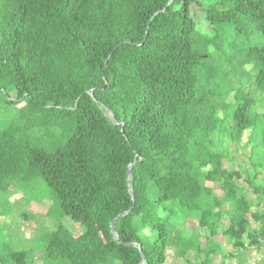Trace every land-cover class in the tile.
I'll use <instances>...</instances> for the list:
<instances>
[{
    "label": "trees",
    "instance_id": "16d2710c",
    "mask_svg": "<svg viewBox=\"0 0 264 264\" xmlns=\"http://www.w3.org/2000/svg\"><path fill=\"white\" fill-rule=\"evenodd\" d=\"M196 3L0 0V192L40 180L55 195L48 264L264 253V0L203 9L211 34L197 33ZM246 132L258 138L233 141ZM0 264L33 262L16 251Z\"/></svg>",
    "mask_w": 264,
    "mask_h": 264
},
{
    "label": "rangeland",
    "instance_id": "374dc122",
    "mask_svg": "<svg viewBox=\"0 0 264 264\" xmlns=\"http://www.w3.org/2000/svg\"><path fill=\"white\" fill-rule=\"evenodd\" d=\"M197 3L192 6L193 18L197 24V33H212L204 22L203 9H207L210 6L217 5L220 0H195ZM212 51L213 49H209ZM249 79L252 76H248ZM16 81L12 82L15 83ZM258 93V92H257ZM260 95V94H259ZM260 107H264V98H260L257 104ZM24 108L23 104L15 107V109L21 110ZM261 109V108H260ZM14 113L8 116L11 118ZM255 135H251V132H246L240 137H235V141H240L247 143L250 138L256 140L258 138V133L254 132ZM234 142L230 144L231 148L235 149L236 145ZM240 155L241 152L237 151ZM242 158V157H241ZM240 159V158H239ZM242 158L241 160H243ZM248 162V158H245V163ZM225 167H229L225 165ZM217 169V166L214 165ZM220 169V168H219ZM261 179H264V171L260 177L259 183H262ZM23 190L13 189L10 194L0 192V257H7L16 251H26L29 253V260L33 264H48L43 259L44 242L43 235L44 232L52 231L55 228L56 218H51L48 213L56 205L55 195L52 191L46 187L40 180H37L29 185L24 186ZM215 195H220L221 191L219 188H215ZM249 197L253 198L255 195L250 190L248 192ZM8 200L9 206H5L3 201ZM65 226L71 230L76 235L80 234L82 229L80 225L73 223L71 219H65ZM196 225L195 222H192ZM229 223L224 220L221 223V229H226ZM216 241L223 247V255L227 257L232 251V248L226 243L224 237L219 236ZM251 258V253L249 255ZM220 263V257L216 258V264ZM166 264H182L180 261L174 260L171 253L168 254V260Z\"/></svg>",
    "mask_w": 264,
    "mask_h": 264
},
{
    "label": "water",
    "instance_id": "95a60500",
    "mask_svg": "<svg viewBox=\"0 0 264 264\" xmlns=\"http://www.w3.org/2000/svg\"><path fill=\"white\" fill-rule=\"evenodd\" d=\"M91 95L93 96V93L92 92H91ZM108 113L114 119L116 125H118V123H117L116 119L114 118L112 112L108 110ZM131 167H132V165L129 166L128 181H130V179L132 177L131 171H130ZM130 194H131L132 198L134 199V192H133V189L132 188H130ZM130 213H131V210L130 211H127V212H125L123 214H120L116 219L113 220V222L111 224V232H112L113 236L115 237V239L117 238V232H116V223H117V221L120 218H123V217L129 215ZM133 246H138V245L137 244H133ZM138 248H139L140 251H142V247L141 246H138ZM143 262H144V257H143Z\"/></svg>",
    "mask_w": 264,
    "mask_h": 264
},
{
    "label": "built area",
    "instance_id": "2783aa9c",
    "mask_svg": "<svg viewBox=\"0 0 264 264\" xmlns=\"http://www.w3.org/2000/svg\"><path fill=\"white\" fill-rule=\"evenodd\" d=\"M248 264H264V253L263 251L253 250L251 252V258Z\"/></svg>",
    "mask_w": 264,
    "mask_h": 264
}]
</instances>
